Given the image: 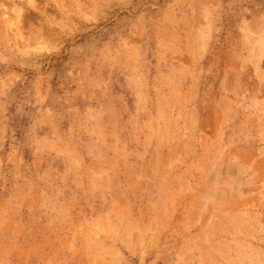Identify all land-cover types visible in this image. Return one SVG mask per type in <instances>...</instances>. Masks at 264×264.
Returning a JSON list of instances; mask_svg holds the SVG:
<instances>
[{
	"label": "rangeland",
	"instance_id": "rangeland-1",
	"mask_svg": "<svg viewBox=\"0 0 264 264\" xmlns=\"http://www.w3.org/2000/svg\"><path fill=\"white\" fill-rule=\"evenodd\" d=\"M0 264H264V0H0Z\"/></svg>",
	"mask_w": 264,
	"mask_h": 264
}]
</instances>
